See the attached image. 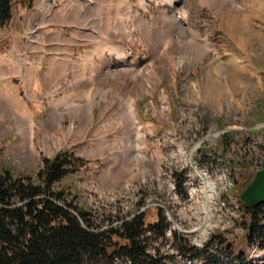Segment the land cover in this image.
<instances>
[{"label":"rangeland","instance_id":"374dc122","mask_svg":"<svg viewBox=\"0 0 264 264\" xmlns=\"http://www.w3.org/2000/svg\"><path fill=\"white\" fill-rule=\"evenodd\" d=\"M12 2L0 28V166L36 177L45 158L68 154L74 170L54 189L98 230L162 208V230L143 238L162 264H264L239 197L264 168V46L242 45L248 25L225 24L241 13L264 34V0ZM95 49L93 86L66 50ZM200 172L216 184L210 198Z\"/></svg>","mask_w":264,"mask_h":264},{"label":"trees","instance_id":"16d2710c","mask_svg":"<svg viewBox=\"0 0 264 264\" xmlns=\"http://www.w3.org/2000/svg\"><path fill=\"white\" fill-rule=\"evenodd\" d=\"M13 12L12 0H0V28L10 23ZM223 139L230 141L226 135ZM68 156L59 153L45 158L36 177L0 166V264H117V256L127 258V264H162L143 238L149 228L162 230L163 209H154V219L140 212L123 220L120 227L94 228L90 214L75 199L66 200L63 192L54 189L74 170ZM77 159L82 166L84 160ZM255 174L244 181L241 191ZM241 203L250 212L245 241L250 246L257 239L264 248V202L249 206L241 199ZM226 244V249L236 253L233 244ZM236 256L243 263L247 260L244 251Z\"/></svg>","mask_w":264,"mask_h":264},{"label":"bare ground","instance_id":"6f19581e","mask_svg":"<svg viewBox=\"0 0 264 264\" xmlns=\"http://www.w3.org/2000/svg\"><path fill=\"white\" fill-rule=\"evenodd\" d=\"M240 13V12H239ZM238 13V14H239ZM240 16H236L235 17H232V15H229V19L226 21V26L228 29H234V28H239V25H244L247 27L248 25V28H247V31H248V35L247 37H244V39L242 38L240 40V42L242 43V45H245L247 46V44H252V43H258L260 44V46H264V34H259L255 31V29H252L250 26H249V23L247 18H245V15L244 14H239ZM238 17V18H237ZM243 28V27H242ZM235 35H237L235 32H233ZM216 83L214 81L211 80L210 82V87L211 89H218L216 87ZM222 92V91H221ZM200 174L202 175L203 177V180L205 181V184H207L208 188H209V193H208V197H212L213 196V192L215 191L216 189V184L215 183H212L209 181V179L207 178V176L205 174H203L202 172H200ZM209 208L210 206L207 208V212L205 213L206 214V219L207 221H210L212 219V214L209 212ZM207 223V222H206ZM206 227V226H205ZM198 231H201V233L204 235H206V232L207 230L204 229V226H200V228L198 227V229H196ZM261 255V254H260Z\"/></svg>","mask_w":264,"mask_h":264},{"label":"water","instance_id":"95a60500","mask_svg":"<svg viewBox=\"0 0 264 264\" xmlns=\"http://www.w3.org/2000/svg\"><path fill=\"white\" fill-rule=\"evenodd\" d=\"M239 197L249 206L264 202V168L256 172L251 183L240 192Z\"/></svg>","mask_w":264,"mask_h":264},{"label":"crops","instance_id":"0c3cea01","mask_svg":"<svg viewBox=\"0 0 264 264\" xmlns=\"http://www.w3.org/2000/svg\"><path fill=\"white\" fill-rule=\"evenodd\" d=\"M66 52L68 53L67 56L69 57V59H81V60H83V66H85L86 71H90V74L87 77H88L89 81H91V85H93V86L97 85L98 82L96 81L95 70L101 64L100 63L101 61L99 62V60H98L99 59L98 51H96V49L93 50L92 52H90L88 50V52H86L80 56L75 55L76 52L74 50H72V51L66 50ZM50 53H49V56L53 55L52 51H50ZM50 64H52V59H50ZM111 68H114V65H111ZM104 71H106V70H104ZM104 71L102 72L101 77H106ZM91 102H94V101L92 100ZM92 109H93V106H92Z\"/></svg>","mask_w":264,"mask_h":264},{"label":"built area","instance_id":"2783aa9c","mask_svg":"<svg viewBox=\"0 0 264 264\" xmlns=\"http://www.w3.org/2000/svg\"><path fill=\"white\" fill-rule=\"evenodd\" d=\"M264 218V217H263ZM150 230V228L147 230V231H149ZM207 234H209V232L207 233ZM254 249H255V247H254ZM256 250V249H255ZM117 258H118V256H117ZM117 258H116V260H117Z\"/></svg>","mask_w":264,"mask_h":264}]
</instances>
